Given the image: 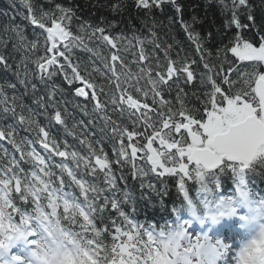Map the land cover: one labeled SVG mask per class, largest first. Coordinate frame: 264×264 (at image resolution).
Wrapping results in <instances>:
<instances>
[{
  "label": "snow or ice",
  "instance_id": "obj_1",
  "mask_svg": "<svg viewBox=\"0 0 264 264\" xmlns=\"http://www.w3.org/2000/svg\"><path fill=\"white\" fill-rule=\"evenodd\" d=\"M22 2L25 19L44 38L31 77L46 91L35 103L49 125L55 121L67 131V109L60 108L59 89L49 82L59 74L70 85L79 81L83 86H75V94L93 104L105 125L102 131L110 126L112 147L110 155L103 141L97 147L83 138V152L68 150L66 141L51 136V128L40 126L31 113L25 115L18 97H9L0 86V115L10 113L16 124L36 132V139L28 140L17 136L15 126H0V264H264V195L250 186L252 176L264 174V35L245 39L237 32L223 51L248 62L251 70L241 72L232 64L225 69L211 63L200 34L181 16L203 62L201 81L208 89L198 110L187 107L179 86L181 79L194 81L197 61L179 53L174 59L172 45L157 42L155 23L146 25L148 36L131 38L85 23L73 32L72 9L57 4L54 10L38 11L32 0ZM165 3L182 13L177 0H136L138 8L148 11ZM221 6L231 13L228 27H256L252 0H230V5L221 0ZM112 7L118 10L119 4ZM11 31L24 42L18 27ZM25 47L38 53L40 37ZM76 48L92 53V71L72 61ZM7 59L0 55V64L7 66ZM93 72L100 73L110 91L94 82ZM24 73L22 83L35 93L37 83L26 67ZM8 87L15 92V85ZM124 167L134 177L152 173L157 179H175L182 201L172 207V220L145 226L123 210L132 200L118 183L126 179ZM146 187L155 190L151 182ZM229 239L232 244L226 243Z\"/></svg>",
  "mask_w": 264,
  "mask_h": 264
},
{
  "label": "trees",
  "instance_id": "obj_2",
  "mask_svg": "<svg viewBox=\"0 0 264 264\" xmlns=\"http://www.w3.org/2000/svg\"><path fill=\"white\" fill-rule=\"evenodd\" d=\"M177 2L183 7L182 13L179 14L176 13L175 7L170 3H165L161 8H153L148 11L138 8L136 0H32L38 11L54 10L57 4L72 9L74 13L72 20L73 32L78 30L80 24L85 23L93 27H104L110 35L123 34L131 38L133 35L148 36L146 25L151 27L155 23L156 27L152 30L157 34V42L162 45H172L174 59L176 53H179L181 57L187 56L190 60L197 61V64L192 66L195 69L194 81L185 84L181 79L179 86L183 88L186 94L185 103L187 107L202 110L203 93L208 90L201 81V75L204 72L203 62L200 60L199 53L195 50V45L188 39V34L180 22L181 16L185 22L192 26L195 32L200 34L205 50L212 53L211 63L222 64L225 69L229 64H232L234 69L241 72L250 71L251 68L248 62L237 61L230 52L225 55L223 49L237 32L245 39H255L257 35H264V22L260 20V7L264 4V0H252L253 12L256 16V27L250 25L251 30H239L235 25L228 27L227 21L231 18V13L222 10L221 0H177ZM225 2L230 5V0H225ZM116 4H119L118 10H114L112 7ZM26 16L27 10L22 0H0V55L8 58L7 66L0 64V86L4 87L9 97L13 95L18 97L17 104L25 106V115L31 113L32 118L38 121L40 126L51 128V136L61 143L66 141L70 146L68 150L83 152L84 147L79 141L87 138L97 147H100L97 142L103 141L105 151L111 155L112 145L108 140V134L111 131L110 126L102 131L101 129L105 128V125L94 112L93 104L88 102L85 97L75 94L74 87L83 86L79 81H74L70 85L63 79V75L59 74L49 82V87L55 85L59 89L55 98L59 101L60 108L67 109V131H65L63 125H59L55 121L49 125L43 110L35 103L38 97L44 96L46 91L45 86L37 82L38 78L33 79L31 77V72L35 67L32 61L35 60L36 55L43 54L44 38L41 35V30L37 26L31 25L30 21L25 19ZM193 17L196 18L195 22H193ZM242 22L250 24L246 19H243ZM13 27H18L22 31L25 37L23 43L19 41L15 32L11 31ZM257 28L260 29L258 34ZM5 29L9 30L5 31ZM209 33H211V39H209ZM38 36L40 37V51L32 53L25 45L36 40ZM13 44H16L17 47L13 48ZM89 47H93V45L89 44ZM146 48L151 51L152 45L147 44ZM218 49L220 50L219 56L217 55ZM92 58L91 52L79 48L72 50V61L79 63L81 67L87 65L89 71H92L93 67L91 64ZM128 59H132L130 54ZM25 67L28 69L31 82L37 83L35 93H33L30 84L26 89L22 83L25 76ZM133 70L135 71V68ZM92 75L97 85L104 84L105 91H110L107 82L103 80L100 73L93 72ZM232 78L235 79V75ZM8 85H15V92ZM172 95H175V88ZM17 111H20L19 107ZM51 111V106H49V113ZM113 119H116V117H113ZM9 125L15 126L18 137L28 140L36 139V132L29 131L27 125L16 124L10 113L6 116L0 115V126L7 127ZM4 147L9 148L11 151V145L6 142H4ZM36 147L37 150H40L39 144ZM55 160L59 162L60 158L56 157ZM122 171L126 179L119 180V186L132 195V200L123 205L125 212L130 213L145 226L153 222L160 225L174 218L171 209L174 205L179 206L182 201V196L178 192L174 178L165 176L157 179L152 173L143 178L134 177L132 170L128 167H124ZM145 171H147L146 168ZM116 174L119 177L121 169L117 168ZM251 179L254 181L255 187L258 189L263 188L264 174L254 175ZM150 182L155 185V190L146 187ZM141 183L145 185V188H141ZM195 187L192 186L193 196H195ZM133 206H135V212L132 211Z\"/></svg>",
  "mask_w": 264,
  "mask_h": 264
}]
</instances>
